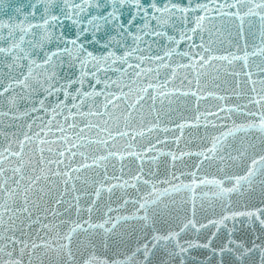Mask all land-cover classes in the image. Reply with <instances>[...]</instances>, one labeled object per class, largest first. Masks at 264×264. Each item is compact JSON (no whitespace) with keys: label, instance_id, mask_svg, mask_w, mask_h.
I'll list each match as a JSON object with an SVG mask.
<instances>
[{"label":"snow or ice","instance_id":"snow-or-ice-1","mask_svg":"<svg viewBox=\"0 0 264 264\" xmlns=\"http://www.w3.org/2000/svg\"><path fill=\"white\" fill-rule=\"evenodd\" d=\"M8 7L0 264H264V0Z\"/></svg>","mask_w":264,"mask_h":264},{"label":"water","instance_id":"water-1","mask_svg":"<svg viewBox=\"0 0 264 264\" xmlns=\"http://www.w3.org/2000/svg\"><path fill=\"white\" fill-rule=\"evenodd\" d=\"M16 3H28V0H4L3 4H0V14H8V12H10V8L8 7L9 5H12L13 7L15 6ZM245 27H247V25H245ZM258 42V41H257ZM259 62V61H257ZM255 71V69H253ZM223 94V93H221ZM228 95L232 96V93H228ZM239 102L235 99V97H233V99H231L229 101V103H236ZM216 103H221L223 104V101H216V100H210L208 102L207 105H204L203 103L201 104V110H203V108L205 106L208 107H212L213 105H215ZM193 107L195 106V102H192ZM201 131H203L201 129ZM176 135H179V133L177 132ZM186 135H187V131H186ZM171 137L169 138V143L171 144V148L172 150H175L176 146L175 144L171 143ZM181 147H183V143H181ZM187 159V158H185ZM169 164H171V160L169 158ZM155 167V166H154ZM231 226V225H230ZM236 229H237V235L241 236L243 239H247L250 235H252L253 230L250 228L249 224L247 222H243L241 223L240 221L236 222ZM211 254L209 252H204V251H193L191 252L189 259L190 260H196V261H200V262H204L206 261L207 257L210 256Z\"/></svg>","mask_w":264,"mask_h":264}]
</instances>
